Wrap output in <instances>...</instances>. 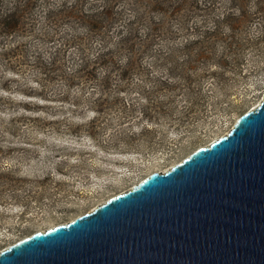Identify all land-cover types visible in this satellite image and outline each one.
I'll use <instances>...</instances> for the list:
<instances>
[{"label": "rangeland", "instance_id": "rangeland-1", "mask_svg": "<svg viewBox=\"0 0 264 264\" xmlns=\"http://www.w3.org/2000/svg\"><path fill=\"white\" fill-rule=\"evenodd\" d=\"M213 5L215 13L207 9L198 17L229 14L240 31L236 37L249 43L241 54L232 53L236 59L230 66L218 68L193 91L188 85L152 84L144 76L149 64L132 80L108 89L100 101L96 94L82 96L79 87L50 101L13 93L40 89L31 66L0 78V250L168 170L227 133L260 103L264 0H216ZM49 48L46 42L44 51ZM58 84L49 91H63ZM3 85L12 94L2 92ZM119 89V95L109 94ZM27 105L35 110L20 109Z\"/></svg>", "mask_w": 264, "mask_h": 264}, {"label": "water", "instance_id": "water-1", "mask_svg": "<svg viewBox=\"0 0 264 264\" xmlns=\"http://www.w3.org/2000/svg\"><path fill=\"white\" fill-rule=\"evenodd\" d=\"M0 264H264V98L168 170L0 250Z\"/></svg>", "mask_w": 264, "mask_h": 264}, {"label": "trees", "instance_id": "trees-1", "mask_svg": "<svg viewBox=\"0 0 264 264\" xmlns=\"http://www.w3.org/2000/svg\"><path fill=\"white\" fill-rule=\"evenodd\" d=\"M215 2L0 0V78L31 66L40 89L13 93L50 101L79 87L82 96L96 94L100 101L108 89L132 80L137 69L149 64L145 69L163 71L146 70L152 84L188 85L193 91L218 68L230 66L236 59L232 53L241 54L249 43L236 37L240 31L229 14L198 17L207 9L215 13ZM46 42L50 48L45 52ZM55 83L63 91H49ZM1 91L12 94L8 85ZM20 109L35 110L29 105Z\"/></svg>", "mask_w": 264, "mask_h": 264}]
</instances>
